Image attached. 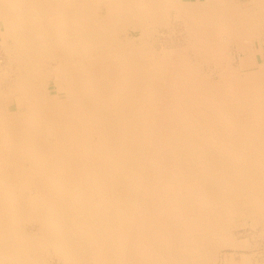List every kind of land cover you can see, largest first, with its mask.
Returning <instances> with one entry per match:
<instances>
[{
	"label": "bare ground",
	"instance_id": "6f19581e",
	"mask_svg": "<svg viewBox=\"0 0 264 264\" xmlns=\"http://www.w3.org/2000/svg\"><path fill=\"white\" fill-rule=\"evenodd\" d=\"M248 2L0 0V264H210L237 200L264 214L263 51L216 84L186 55L221 58L229 23L249 54ZM168 7L188 44L155 52Z\"/></svg>",
	"mask_w": 264,
	"mask_h": 264
},
{
	"label": "rangeland",
	"instance_id": "374dc122",
	"mask_svg": "<svg viewBox=\"0 0 264 264\" xmlns=\"http://www.w3.org/2000/svg\"><path fill=\"white\" fill-rule=\"evenodd\" d=\"M180 1L181 3L189 5L190 7L192 6L191 10H194L195 12H197L195 5L204 3L205 0H180ZM230 1L232 5H235L241 8L246 7L247 4L249 3L248 0H230ZM215 4H217L216 1H214L213 5ZM185 10L186 9H182V8L175 9V8L168 7L167 9L168 15L166 16L165 23L158 24L153 21L151 22L150 20L146 22L145 25L147 26V31L148 33H150L148 35L149 38L147 37L146 41H149L148 43L150 46L151 45L152 47L154 46L153 49L155 52L161 51L163 49L170 50L171 48L172 50L175 48H178V50L179 49L183 50V48L187 47L188 37L185 32L186 30H185V25L183 22L184 19H187V14ZM151 26H153V28ZM232 27L234 28L235 26L234 24H231V23L224 24V26L220 28L217 26V30L219 31V42L222 44L221 58L219 59H218V56L213 57L214 53H210L209 57L207 58L206 55L195 56L193 49H191L190 47H187L188 49H186L187 58L189 60L191 59L190 61L196 63L197 70L202 75H204L205 78L208 79L209 83L216 84L222 79L226 77H230L228 72L233 73V75L231 76L232 77L234 76V78H239V77L245 78V76H247L248 74L250 75L257 74V72L260 70L259 65L252 64L255 56H256L258 63L260 65H264V41L262 39H259V40H256L253 44H251L249 41L248 44L253 49L250 51L251 54L250 53L248 54L247 49L242 47L243 42L246 43L245 42L246 39L239 38V37L235 38L231 36L230 33H227L228 30L233 29ZM149 28L151 29V31ZM0 30H1V24H0ZM133 34L137 35L135 32ZM179 41L181 44H179ZM259 50H262L263 54H257L254 56L255 52ZM157 56H158L157 53H155V55H152L153 60H158L159 57ZM160 56H163V55H160ZM163 59H165L166 62H168L169 60L174 59V54L168 53L165 55L164 58H161V60ZM2 60L4 59L0 57V61ZM217 62H219L220 64ZM52 85L53 83L50 81L49 87L51 89V93L54 94L55 89L53 87L54 85L53 86ZM167 86L168 85H166V87ZM165 91H166V88H165ZM216 95H218L221 98V101L224 104L223 97L221 96V94L217 92ZM14 100H17V96L14 97ZM10 101H12V98H10ZM238 111H244V113L250 114L251 112L254 111V109L248 108L246 110H235L232 112L235 113ZM232 112L230 113L233 114ZM241 117L242 116H238L235 119L241 118ZM236 203H237L238 209L230 217L229 227L227 228V233L230 238V242H228V244L226 245H222L218 247L214 251V254L212 257L213 259L211 260L210 264H257V263L264 264V214H262L259 208L255 209L249 205L243 204V201L240 199L237 200ZM26 224L24 225L23 228L24 229L27 228L28 230V228L30 227V223H26ZM51 252L52 251L46 253V259L48 260V261L46 260V262H48V264H62L61 259H59L58 257L56 258V255L53 254V252L52 253ZM256 261L257 263H255Z\"/></svg>",
	"mask_w": 264,
	"mask_h": 264
}]
</instances>
